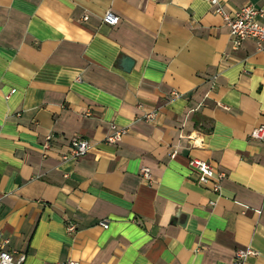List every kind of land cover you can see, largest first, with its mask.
<instances>
[{
	"label": "crops",
	"instance_id": "1",
	"mask_svg": "<svg viewBox=\"0 0 264 264\" xmlns=\"http://www.w3.org/2000/svg\"><path fill=\"white\" fill-rule=\"evenodd\" d=\"M219 1L264 14V0ZM224 23L207 0H0L7 250L25 264H230L250 248L245 264H264V142L250 135L264 53L235 48ZM111 125L128 129L117 145ZM74 138L93 148L64 160ZM193 158L225 174L220 193Z\"/></svg>",
	"mask_w": 264,
	"mask_h": 264
},
{
	"label": "built area",
	"instance_id": "2",
	"mask_svg": "<svg viewBox=\"0 0 264 264\" xmlns=\"http://www.w3.org/2000/svg\"><path fill=\"white\" fill-rule=\"evenodd\" d=\"M212 6L215 7V12L222 16L225 21L224 24L229 29V35L231 37L233 46L238 48L243 42L247 40H254L257 44L259 51L264 53V24L259 20L263 17V10L254 7L251 4L243 6L236 12L226 13L219 0H207ZM84 17V20H87ZM104 23L107 26H115L119 23L120 19L117 15L108 11L103 16ZM13 92V91H12ZM174 97H179L177 93L173 94ZM150 118H152L150 116ZM128 132L127 128H119L115 125H111L110 133L105 137V143L110 145H117L126 136ZM251 138L257 141L264 142V125H260L252 130L250 133ZM53 140V136L49 135L44 144V148H49V142ZM93 148V144L89 141L74 138L71 141V152L63 157L64 160H77L79 158L87 156ZM197 173V182L199 185L209 188L215 193H220L222 187V181L225 174L218 171L212 163L199 160L196 158L190 159L189 163ZM142 178L146 181L151 180L150 170L146 167L141 169ZM103 228H107L108 225L105 222H101ZM67 230L70 233L76 231V227L68 225ZM9 241L0 238V264H25V256L16 251H9L6 249ZM256 253L250 249H240L236 251L234 258L230 264H245L248 258L254 257ZM66 264H77L74 262H68Z\"/></svg>",
	"mask_w": 264,
	"mask_h": 264
},
{
	"label": "water",
	"instance_id": "3",
	"mask_svg": "<svg viewBox=\"0 0 264 264\" xmlns=\"http://www.w3.org/2000/svg\"><path fill=\"white\" fill-rule=\"evenodd\" d=\"M124 65H125V70H130L131 67L133 66V61L129 58H124Z\"/></svg>",
	"mask_w": 264,
	"mask_h": 264
}]
</instances>
